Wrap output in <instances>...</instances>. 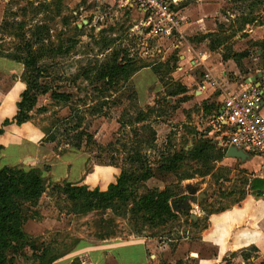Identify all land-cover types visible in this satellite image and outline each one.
Masks as SVG:
<instances>
[{
  "label": "rangeland",
  "instance_id": "1",
  "mask_svg": "<svg viewBox=\"0 0 264 264\" xmlns=\"http://www.w3.org/2000/svg\"><path fill=\"white\" fill-rule=\"evenodd\" d=\"M178 16L179 27L193 22L196 30L185 41L234 60L230 85L216 83L203 64L173 74L180 50L162 63L168 43L134 35L137 14L119 0H0V103L17 80L27 91L16 97L26 125L0 126V169L49 179L38 198L23 188L14 196L24 240L6 253L12 264H90L71 258L77 248L110 241L147 248L140 264H264V189L258 196L251 187L262 181L260 164L224 157L228 131L213 121L231 84L257 74L264 84V0H189ZM12 57L34 66L22 73ZM196 90L204 94L198 104ZM179 93L187 95L174 99ZM15 94L5 101L13 104ZM122 174L120 196L103 203L87 196L105 193ZM63 183L81 196L70 199ZM149 193L166 194L173 217L142 206ZM215 224L223 243L211 238ZM139 246L119 256L139 261Z\"/></svg>",
  "mask_w": 264,
  "mask_h": 264
},
{
  "label": "built area",
  "instance_id": "2",
  "mask_svg": "<svg viewBox=\"0 0 264 264\" xmlns=\"http://www.w3.org/2000/svg\"><path fill=\"white\" fill-rule=\"evenodd\" d=\"M187 0H119L121 8L137 14L132 32L140 39H165L177 31L179 13ZM207 77V76H206ZM211 87L215 82L210 81ZM264 84L222 97L220 110L214 117L224 125L227 142L220 147H234L245 155L260 158L264 169Z\"/></svg>",
  "mask_w": 264,
  "mask_h": 264
},
{
  "label": "crops",
  "instance_id": "3",
  "mask_svg": "<svg viewBox=\"0 0 264 264\" xmlns=\"http://www.w3.org/2000/svg\"><path fill=\"white\" fill-rule=\"evenodd\" d=\"M189 0H187L186 2H188ZM186 2L184 4H186ZM183 4V5H184ZM194 27V23L193 22H188L187 24L185 25H182L179 27H177V33H179V37H174L173 35L170 37V38H165V39H158V40H155V41H161L163 40L164 43H168L167 45L170 46L169 49L166 50V52L163 53V57L161 58V62L164 63L166 62V60L170 57L166 56L170 53L171 50L175 51V50H180V53L178 54V61L179 63L176 64V69L175 71L173 72V74L175 73L176 75L178 73H181L183 71V66L185 65H188L190 64L191 66H198V65H201L203 64L204 65V68L205 70L208 72V74H210V77L212 79H215V82L216 80H219L222 84H223V87L225 85H230L228 84V81H227V76L228 74L227 73H232L233 75H236V73H238L237 69L234 67V63L232 60L230 59H226V60H223L222 58V55H220L218 53V51H214V52H211L209 51L208 47L203 43H196L195 41L191 42L192 40H190V42H187L185 41L184 39V35H193V34H190V33H194L193 31H196ZM188 30V33L185 34V31ZM176 38H178L177 41ZM180 39L184 40L183 42H180ZM172 41V42H171ZM176 41V42H175ZM175 42V44L173 43ZM204 48V51L203 52H200L199 49L197 48ZM200 48V49H201ZM167 53V54H166ZM13 64H16L17 66H21L22 67V73L24 72V68L21 64H18V63H13ZM21 73V74H22ZM185 76L187 77L186 79H189L191 82H193V87L195 88H199V89H202L201 85H199V82H198V79L196 77H192V76H189L188 74H185ZM251 76H245V80L241 83V85H238V84H231V86H236L235 89H233L230 93H236L238 91H241V90H245L247 87L249 86H257L258 84H263V78L261 75H256V81L253 82V83H250V84H247L246 81H248L249 79L247 78H250ZM253 78V77H252ZM16 79V78H15ZM247 79V80H246ZM226 81H227V84H226ZM217 83V82H216ZM202 82V86H204ZM24 85L20 82V80L18 81H15L12 86H11V89L9 90L8 93H6L3 97V101L0 103V126H3V122L6 120H9V117L10 119L12 117L15 116L16 114V103H17V100H16V97L17 99L19 98V96L23 93L24 89L23 88ZM207 89V87L204 86V90ZM15 92V99H14V103L11 104L10 102L8 101H5L6 98L8 97V95L12 92ZM18 92V93H17ZM207 93V92H205ZM217 94L219 92H216ZM186 96L187 94L185 93H179V94H176L174 96V99L178 98V97H182V96ZM204 94L203 92L199 91V90H196L195 91V99L194 101L192 100V103L194 104H198V101H200V99H203L204 97ZM222 97V96H220ZM207 98V97H206ZM222 101V100H221ZM12 102V101H11ZM221 106V104H220ZM220 110V108H219ZM218 110V112H219ZM217 112V113H218ZM216 113V115H217ZM3 114V115H1ZM261 114L264 116V108L261 112ZM215 115V116H216ZM214 116V117H215ZM214 119V118H213ZM11 121V120H9ZM214 121V120H213ZM215 124V122H214ZM26 124L23 123L21 124L20 126H25ZM217 125V124H216ZM8 126H12L11 125H8ZM17 126V125H15ZM218 126H223L224 125H218ZM2 136V135H0ZM225 137V136H224ZM222 148H225V149H228L229 147L228 146H223ZM226 153V152H224ZM247 158L246 160L250 159V160H253V161H258L259 164H260V172H259V177L262 179V181H264V169L262 167V161L260 160V158H256V157H253V156H248L246 155ZM226 157V156H224ZM227 160H229L228 158H226ZM231 159H234V158H231ZM225 160V159H224ZM226 160V161H227ZM244 160V161H246ZM263 205H260L259 208H261ZM264 207V206H263ZM262 207V208H263ZM264 209V208H263ZM261 210L258 209V212H257V215L261 217V214H260ZM239 214V213H238ZM246 217V215H245ZM249 221L251 219H254V216L252 215H248L246 217ZM216 225V229L214 230L213 234H211V238L219 243H223V240L222 238H216L215 235L216 234H219L220 233V230L221 228L219 224H215ZM232 225H236V223H232ZM224 228H223V233L224 234H227L228 233V229H227V226H225L223 224ZM252 229H248L249 232V235L250 237L248 236L247 234V239H256L257 238V233L255 232H252ZM255 229H253L254 231ZM229 231L230 233L232 232V230H230L229 228ZM215 234V235H214ZM229 237V234L227 235ZM117 241H110V242H105V243H100L99 245H95V244H92L90 243L89 245L90 246H84V248L82 247H78L77 250L75 251V257H71V258H81V257H86L88 258L90 264H95L92 260V253H97L99 255H102L105 259H113L115 261V264H140V263H143L144 262V259L146 257V250L147 248H143L141 246H139V244H129L127 245V243L125 244H116ZM136 246H139L138 248H140V253H141V259L139 261H135L133 262L132 260L130 259H126V258H123V257H120L119 254H126L128 252H131L133 249H135ZM222 248H224V246H222ZM129 249V250H128ZM140 256V254H139ZM126 257V255H125ZM131 259H132V256H131ZM72 259H69L68 262H64L63 260H58L56 262H54L53 264H70L72 261Z\"/></svg>",
  "mask_w": 264,
  "mask_h": 264
},
{
  "label": "trees",
  "instance_id": "4",
  "mask_svg": "<svg viewBox=\"0 0 264 264\" xmlns=\"http://www.w3.org/2000/svg\"><path fill=\"white\" fill-rule=\"evenodd\" d=\"M243 55L244 54H241L238 57L241 58ZM10 60L21 64L24 68V72L34 66V63L30 58L21 60L20 58L12 57ZM121 70L122 69L118 66L114 67V72L116 74L121 73ZM26 92L27 91H24L20 97L24 98L27 95ZM16 108L17 112L15 117H13L12 121L5 120L3 126H7L10 123L20 126L21 124L26 123L27 119H25V116L20 115L21 104L17 103ZM20 116L21 118H17ZM74 126H76L75 122ZM2 133L3 131L0 129V135H2ZM1 150L2 147L0 146V152ZM46 180L48 181L49 179L38 170L24 172L17 168L0 169V264H12V261L7 257L6 253L8 251H13V254H15V250L18 248L17 243H21L24 240V234L21 230L22 219L20 211L14 201V196L17 193L18 188H23L24 193L28 198L35 199L43 192ZM126 182L127 179L124 178V175L122 174L114 185L108 186L105 193L93 190L91 192H86V194L88 197L94 198L98 203L108 202L110 199L116 198L123 193V191L118 190V188L119 186H123ZM251 187L253 190L258 191V196H262L264 181H253ZM58 188L62 193H71L69 195L70 199H75L81 196V193L73 194L75 187H72L71 184L63 183L62 186H59ZM80 189L83 188H79V190ZM142 201L145 203L142 202V206H150L157 216L173 217L169 203L170 198H168L166 194L149 193Z\"/></svg>",
  "mask_w": 264,
  "mask_h": 264
},
{
  "label": "water",
  "instance_id": "5",
  "mask_svg": "<svg viewBox=\"0 0 264 264\" xmlns=\"http://www.w3.org/2000/svg\"><path fill=\"white\" fill-rule=\"evenodd\" d=\"M255 81H256L255 78H250L248 81H246V83L250 84V83H253ZM225 156L226 157H230V158H234V159H239V160H242V161L246 160V158H247V156L242 151L237 150L234 147H229L226 150Z\"/></svg>",
  "mask_w": 264,
  "mask_h": 264
}]
</instances>
